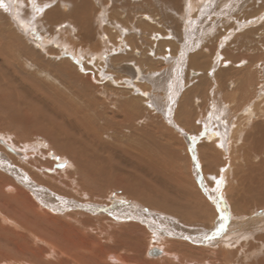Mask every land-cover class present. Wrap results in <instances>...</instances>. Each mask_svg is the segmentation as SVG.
<instances>
[{
  "label": "rangeland",
  "instance_id": "obj_1",
  "mask_svg": "<svg viewBox=\"0 0 264 264\" xmlns=\"http://www.w3.org/2000/svg\"><path fill=\"white\" fill-rule=\"evenodd\" d=\"M31 2L41 6L42 13L30 12L33 6ZM31 2L15 0L11 3H20L21 8L18 9L21 15L30 17L41 36L42 44L46 42L48 48L46 60L57 65L67 63L75 76L83 79L89 77L91 83L96 88L99 87L98 92L97 89L93 90L94 93L90 98L96 102H92L96 108L90 115L99 118L98 123L99 121L100 123H97L95 128L100 129L102 142H108L114 148L129 146L149 150L148 152L153 155L150 161L156 164L155 169L160 174L159 177H154V171L144 170L151 180L157 179L156 181L161 183L166 176L167 183H175L183 177L184 180L188 178L190 181V176L195 183V189L200 191L197 193L209 209L206 214L210 215L211 209L214 208L205 198L204 193L202 194V190L198 189V185L203 182L204 186H210L212 183L208 179L204 180V177L206 178L204 169L209 165L212 171L210 174L221 176L223 186L227 182L228 186L233 185L235 189L234 196L228 197L229 202L224 200L227 206L231 202L236 204L244 200L248 202H252L253 199L259 200L258 190L246 192V185L250 177H261L256 171L258 166L264 170L262 161L264 156L259 155L264 150V143L259 142L262 139L259 141L257 139L263 131L261 132L259 126L252 127V123L260 122L256 113L264 108V0H43L42 3L32 0ZM193 2L197 5L193 4V6ZM0 20H2L0 24H4L6 17L0 16ZM49 39L52 41L49 42ZM60 44H63V47ZM27 46H31V43L27 42ZM31 48L35 49L33 46ZM97 52H101L102 55H97L95 58ZM21 61H16L8 67L2 64L0 58V68H4L7 76L15 78V84L27 86V81L36 83L42 80L45 85L51 86L52 93L63 95L65 101L72 100L80 107L85 106L86 96L83 94L80 98L74 96L75 91L81 89L82 84L79 80L77 87L72 89L74 86L65 83L63 79L54 81L39 76L34 79L31 74L37 72L30 64L28 66V62L23 60L21 63ZM51 70L53 67L49 66L47 73ZM64 83L72 88L66 89ZM247 110L252 112V117L247 115ZM95 114H99L98 117ZM215 114L223 122L231 120L230 124L234 129L233 133L230 132L232 129L228 132L230 137L228 135L226 137L227 144L224 146V151L227 154L222 151L223 149L215 150L214 146L204 139L207 131L211 130L216 135L219 134L217 129L219 127L212 119ZM6 116L3 114V118H0V139L23 152L26 158L18 159L16 156L15 158L14 154L6 152L0 143L1 165H11L21 171L29 170L32 175L41 177L40 180L47 184L53 180V184L59 182L64 185L70 182L69 177L76 178L71 176L78 173L72 159L60 156L40 135L35 137L28 132L24 136H19L22 119H19V116L9 117V115V118ZM128 117L133 119L125 120ZM247 117L250 119L249 122L246 121ZM206 119L209 123L204 127ZM105 120L113 122V128L105 127ZM240 132L241 136L236 134ZM75 133L79 132L75 131ZM87 134L83 137H89L86 136ZM254 145L257 148H254ZM260 145L263 149L259 148ZM172 151L176 152L177 156H172ZM262 154L264 155V152ZM58 157L64 158L66 164L58 163L56 161ZM119 166L122 167L123 164ZM41 168H49L50 172L45 173ZM8 172L0 168V173L9 177ZM3 185L7 183L4 182ZM16 185L26 192L23 185L25 189L18 183ZM8 187L12 188V192L5 189L3 193L5 197L14 194L17 190L11 185ZM2 190L3 186L1 192ZM65 192L74 195L70 188H66ZM106 193L111 194L110 190ZM221 193H227V190L222 189ZM2 199L0 198V214L16 221L15 218L18 217L15 211L9 209ZM75 199L81 201L77 197ZM236 208V205L233 206V209ZM187 209L182 217L175 213L151 210L154 216H160V223L156 224L158 228L154 231L145 229L144 233L138 230L132 232L134 242L130 247L134 246V252L128 253L124 248L122 250L119 247L108 248L104 242L97 240L95 233H90L93 235L87 239H83L82 236L77 237L74 240L77 246L74 259L77 260L75 257L77 256V261L80 260L79 264H84V261L85 264H119L124 259L131 264H154L161 257L148 255L151 248L159 249L164 254L168 252H164L163 242L158 239L161 238L165 242L181 241L189 245L187 239L174 235L179 232L178 234L186 237L190 236L193 234L190 230L191 225L194 228V226H203L206 222L201 219L206 214L198 210L197 206L191 204ZM235 212L237 213L238 210H232L230 214L234 215L230 219L232 224L227 228L232 231L230 236L234 235L229 242L236 239L237 234L240 236L237 242L239 248L243 243L254 242L253 239L257 234L261 235L260 233L264 231V220L255 216L256 214L252 215L253 217L247 214L236 218ZM26 219L28 222L29 218ZM181 219L187 224L183 225ZM16 222L17 226L14 227L8 222L5 224V221H0V264H59L64 260L68 264H78L72 259L73 256L71 258L69 255V258L66 255L60 256L54 243L49 247L47 243L29 241L26 228ZM211 229L212 227H208L206 230ZM166 230L171 233H162ZM149 233L157 235L156 241L148 242ZM173 237H176V240ZM256 254L252 256L254 260H258V253ZM107 255L118 260L112 261ZM262 257L260 256L259 259ZM248 262L240 264H248Z\"/></svg>",
  "mask_w": 264,
  "mask_h": 264
},
{
  "label": "bare ground",
  "instance_id": "obj_2",
  "mask_svg": "<svg viewBox=\"0 0 264 264\" xmlns=\"http://www.w3.org/2000/svg\"><path fill=\"white\" fill-rule=\"evenodd\" d=\"M7 1L10 0H2L3 7H0V16H3L4 18L6 17V22L4 21V24H0V58L3 61L2 64L9 67L16 61L20 62L22 60L21 63H23L24 60L28 62V66L30 64V66L37 72L31 74L34 79L36 76L49 80L53 79L54 81H62L63 79L64 82L66 81L65 83L74 86L72 88L67 84L65 85V83L64 85L62 84L66 89H74L77 87V80H79L82 84L81 89L75 91L76 94L74 96L80 98L83 94V96L87 97L85 106L80 107L74 101L69 100L71 97H69V101H65L63 95L58 91L59 95H57L56 92V95L52 93L51 86L49 85V87L48 85H45L42 80H39L36 83H30L27 81V86H25L28 88L23 86L24 84L21 86L15 84V78L12 79L13 77L11 78L10 76H7V73L3 70L4 68H0V106L2 107V110H0L2 113L0 115L2 116H0V118H3V114L7 115L6 117L9 115V117L19 116V119H22V126L19 127V136H24L25 134H28V132L32 135L34 134L35 137L40 135L43 139L47 140L49 146L58 152L60 156L72 159L75 170H78L77 174L73 172L74 174L71 175L76 176V178L69 177L70 182L64 183V185L59 182L53 184V180H51V183L49 182V184H47L40 180L41 177L38 178L37 176L32 175L29 170H26L28 172L21 171V169L15 168L11 165L0 164L1 169L4 168V170L9 171V177L0 173V198H3V203L8 205L9 209L12 208V210L15 211L14 213L18 217L15 219L19 224L21 223L23 225L22 227L26 228L25 230L30 237L29 241H34L35 243L40 244L47 243L49 247L54 243V246L57 245L60 256L66 255V257L69 258L70 256L71 258L77 250L74 240L80 236H82L83 239H87L89 236L93 235L90 233H95L94 235H96L97 240L101 241V243L104 242L108 248L119 247L122 250L124 248L125 252L130 253L135 251L133 249L134 246L130 247V244L134 242L132 232L138 230L144 233L148 229L154 231V229L158 228L156 224L160 223V216H154V214L150 212L151 210L160 213H175L182 217L184 213H186L185 211L188 210L187 208L192 204V206H197L198 210L204 211L203 213L206 214V211L209 209L206 208V202L204 203L199 193H197L200 191L195 189V183L190 176V181L188 178L184 180L183 177L181 180H178L177 178L178 181L175 183H167L166 176L162 179L161 183L157 182L156 178V180H151L144 170L151 169L154 171V175L152 174L154 177H159L160 174L155 169L156 164H153L150 161V159L153 158V155L148 152L149 150L147 151L140 147L132 148L129 146L127 148H114L108 142H102V134L100 135L99 133L100 129L97 130L95 128L99 118L90 115V113L96 108L94 107L95 105L92 104V102H96L90 100V98L96 89V92L99 91V87L96 88L91 83V78L89 79L87 76L85 79H83V77L75 76L67 63L64 65H62L63 63L61 65L59 63V65H57L46 60L48 49L46 42L42 44L41 36L38 34L35 25L32 24L30 17H27V19L25 15H21L18 9V7L21 8L20 3H11L15 0H12L10 3ZM28 1L31 2L32 0ZM37 1L42 3L43 0ZM31 4L33 6L30 8V12L33 11V14L34 12L42 13V11H36L37 8L42 9L41 6L38 4L34 5L32 2ZM193 4L197 5L195 2H193L192 5ZM0 23H2V20H0ZM26 41L31 43V46H27ZM48 41L51 42L52 39H49ZM60 45L63 47V44ZM32 46L35 49H32ZM186 49L188 48L186 47ZM97 55L100 56L102 53L97 52L95 58ZM49 66H52L53 70H51L50 73H47V71H49ZM57 89L59 88L57 87ZM216 114H218V112ZM256 114V117L260 122L252 123V127L255 128L259 126L261 132L263 131V134H259L262 137L259 136L257 139L258 141L259 139H262L259 142L264 143V108ZM95 115L98 117L99 114ZM247 115L252 117L251 115L253 114L247 110ZM127 119L132 120L133 118L128 117L125 120ZM212 119L214 120L215 125L219 127L217 128L219 134L216 135L211 130L207 131V129V132L205 131L206 135L204 139L210 143V145L214 146L215 150L217 148L219 150L223 149L222 151H224V146L227 144L226 137L228 132L232 129L230 124L231 120L223 122L217 115L214 116V118L212 117ZM202 121L203 120H201V122ZM246 121L249 122L250 119L247 117ZM104 122L106 125L105 127L113 128V122L107 120ZM208 123L209 120L205 121L204 127H207ZM75 131L79 133L77 134ZM232 131L234 132V129L230 132ZM84 133H88L86 136L89 137H83L85 136ZM236 134L241 136V132ZM0 143L5 151L12 153V155L14 154V157L16 156L18 159L19 157L26 158L23 152L15 149L2 139H0ZM254 148H257V146L254 145ZM259 148H262V146L260 145ZM263 152L264 150H262L259 155L264 156L262 154ZM224 153L227 154L225 151ZM169 155L171 156V153H169ZM172 156H177V153H173L172 151ZM64 160V158L60 157H58V160L56 159V161L62 165L66 164ZM262 161L264 162L263 159ZM119 164H123V166L120 167ZM41 169L45 173L50 172L49 168ZM210 169L211 165L205 167L204 172L206 178L204 177V180L208 179V181H211L212 183L210 186H204L202 182L201 185H198V189L202 190V194L204 193L206 196L205 198H207L209 203L213 205L214 210L211 209L210 215L206 214L201 218L202 220H206L203 226H194V228H192L191 225L190 230L193 233L192 235L186 237L178 234L179 232L174 235L187 239L189 243L194 246L181 243L180 240V242H165V240L160 238L158 241L163 242L164 252L168 251L172 253L168 254V252H166L164 254L159 249L151 248L149 250L150 255L161 257L156 260L154 264H240L241 262H248V259L256 253H258V260H254L252 257L254 261L251 259L248 264H264V231L260 233L261 235L257 234L253 239L254 242L241 243L242 245L238 248L237 242L238 237L240 236L237 234V238L229 242L234 235L231 237L230 235L232 234V231H229L227 228L229 224H232L230 219L234 216H231L230 214L232 210L236 209L238 210L237 213L235 212L237 214L236 218H241L240 215L246 216L247 214H250L252 216L256 214L255 216L264 220V199L262 198L264 197V170L261 166H258L256 171L257 174H261V177H250L247 181L248 185H246V192L253 189L258 190L261 196H259V200L253 199L252 202L244 200V202L241 201L236 204H233L235 202H231V204L229 203L230 205L227 206L224 200L226 199L228 201V197H233L235 189L233 185L228 186L227 182H225L226 184L223 186L222 177L219 175L216 177L213 174H210V172H212ZM223 171L224 169H222L221 172ZM250 172L252 173V168ZM158 180L160 179L158 178ZM218 181L220 182L219 184L217 183ZM4 182H6L7 185L4 186ZM17 183L21 186L23 185L26 188V192L19 189L16 185ZM8 185L15 187L17 190L14 194L5 197L3 195L5 189L8 192H12V188H9ZM2 186L3 190L1 192ZM66 188H70L71 191L74 192V195H70V192H65ZM222 189H226L227 193H221ZM108 190H110L111 194L106 193ZM77 192L80 193V195H78ZM69 195L72 196V198H65L67 196L70 197ZM114 195L117 196L115 197ZM76 197L81 201L76 200ZM91 202L94 204L90 205L89 203ZM232 205L234 207L236 205L237 208L233 209ZM5 211H7V209ZM0 215V221L3 220L6 222L5 224L8 222L9 225H14V227L17 226V222L14 219L11 220L5 215ZM26 217L29 218L28 222L26 221ZM181 222L183 225L187 224L185 220L182 221L181 219ZM205 224L208 225L206 226ZM208 227H212V229L206 230ZM166 232L162 233H171L169 230H166ZM149 234L148 242L152 243L153 241H156L155 236L157 235ZM71 237H73L72 240ZM25 239L28 240L26 237ZM93 249L95 248L93 247ZM122 250L121 252H124ZM260 256L263 257L259 259ZM75 257L78 260V257ZM72 259H74V256ZM108 259L112 261L118 260L110 255L108 256ZM77 260H75V262ZM79 261H77L78 264ZM59 264L68 263L64 260L60 261ZM119 264L131 263L124 259L123 261H120Z\"/></svg>",
  "mask_w": 264,
  "mask_h": 264
},
{
  "label": "snow or ice",
  "instance_id": "obj_3",
  "mask_svg": "<svg viewBox=\"0 0 264 264\" xmlns=\"http://www.w3.org/2000/svg\"><path fill=\"white\" fill-rule=\"evenodd\" d=\"M47 6V5H46ZM0 7H3L2 0H0ZM36 11H42V9L37 8ZM218 184L220 183L219 181L217 182Z\"/></svg>",
  "mask_w": 264,
  "mask_h": 264
},
{
  "label": "water",
  "instance_id": "obj_4",
  "mask_svg": "<svg viewBox=\"0 0 264 264\" xmlns=\"http://www.w3.org/2000/svg\"><path fill=\"white\" fill-rule=\"evenodd\" d=\"M148 254L150 255V251L148 252Z\"/></svg>",
  "mask_w": 264,
  "mask_h": 264
}]
</instances>
